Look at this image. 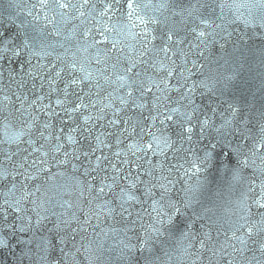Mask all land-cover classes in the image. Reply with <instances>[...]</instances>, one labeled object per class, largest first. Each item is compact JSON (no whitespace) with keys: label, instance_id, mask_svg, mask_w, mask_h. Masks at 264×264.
Segmentation results:
<instances>
[{"label":"snow or ice","instance_id":"obj_1","mask_svg":"<svg viewBox=\"0 0 264 264\" xmlns=\"http://www.w3.org/2000/svg\"><path fill=\"white\" fill-rule=\"evenodd\" d=\"M0 264H264V0H0Z\"/></svg>","mask_w":264,"mask_h":264}]
</instances>
